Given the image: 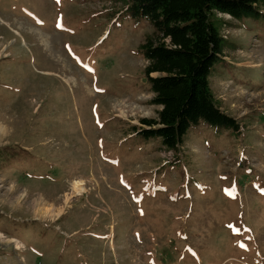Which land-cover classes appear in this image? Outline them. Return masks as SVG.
Listing matches in <instances>:
<instances>
[{
	"label": "rangeland",
	"instance_id": "1",
	"mask_svg": "<svg viewBox=\"0 0 264 264\" xmlns=\"http://www.w3.org/2000/svg\"><path fill=\"white\" fill-rule=\"evenodd\" d=\"M131 4L0 0V264H264V0L211 16L237 131L200 120L173 149L138 132L160 106Z\"/></svg>",
	"mask_w": 264,
	"mask_h": 264
},
{
	"label": "trees",
	"instance_id": "2",
	"mask_svg": "<svg viewBox=\"0 0 264 264\" xmlns=\"http://www.w3.org/2000/svg\"><path fill=\"white\" fill-rule=\"evenodd\" d=\"M262 0H132V13L146 15L155 33L143 45L154 118H142L137 128L158 136L169 149L183 142L191 124L200 120L237 131L233 116L216 105L208 83L213 62L221 56L222 39L213 14L239 18L257 13Z\"/></svg>",
	"mask_w": 264,
	"mask_h": 264
},
{
	"label": "bare ground",
	"instance_id": "3",
	"mask_svg": "<svg viewBox=\"0 0 264 264\" xmlns=\"http://www.w3.org/2000/svg\"><path fill=\"white\" fill-rule=\"evenodd\" d=\"M5 130L6 129L4 127H0V131H1L2 134L5 133ZM83 184L84 183L81 180H78V179L72 180V182H71V185H72V194H74V195H80L81 193H83V191L85 190ZM69 199H70V196L69 195H66L65 202H68ZM16 248H18V245H16Z\"/></svg>",
	"mask_w": 264,
	"mask_h": 264
}]
</instances>
